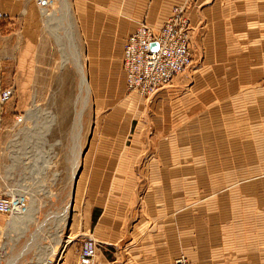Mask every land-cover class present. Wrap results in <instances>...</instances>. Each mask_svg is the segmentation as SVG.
I'll list each match as a JSON object with an SVG mask.
<instances>
[{
  "label": "crops",
  "instance_id": "0c3cea01",
  "mask_svg": "<svg viewBox=\"0 0 264 264\" xmlns=\"http://www.w3.org/2000/svg\"><path fill=\"white\" fill-rule=\"evenodd\" d=\"M178 5L187 7L203 73L179 76L146 99L135 92L125 98L124 76L115 81L111 96L121 102L102 114L85 151L72 227L97 241L96 264H175L181 256L194 264H264V149L250 148L253 138L262 140L264 123H221L264 117V0H75L87 52L99 62L94 82L104 81L99 68L119 67L124 36L141 22L159 30ZM39 9L36 0H0L5 89L15 63L27 64ZM199 120L203 135L193 133L191 152L187 133L199 132ZM4 122H11L5 111ZM223 125L234 136L252 133L246 158L232 145L227 158L216 152ZM204 196L210 198L198 201ZM65 252L60 262L82 258L80 248Z\"/></svg>",
  "mask_w": 264,
  "mask_h": 264
},
{
  "label": "rangeland",
  "instance_id": "374dc122",
  "mask_svg": "<svg viewBox=\"0 0 264 264\" xmlns=\"http://www.w3.org/2000/svg\"><path fill=\"white\" fill-rule=\"evenodd\" d=\"M67 1L73 16L70 20L71 24L69 19L65 18L60 0H50V3L48 1L46 14L36 0L39 10L43 11V14L41 13L42 20L37 34L33 36L34 41H31L33 45L32 50L28 53L26 66L20 67L19 61L15 63L10 88H3L0 68V93L4 90H10L12 93L9 101L0 104V195L3 198L12 196L17 207L21 206V199L26 198L24 203L26 210H23L26 213H21V211L18 213L20 219L16 222L15 230L9 228V221L12 219V215H15V211L11 214L0 212V257L2 264H40L42 256L49 253V248L53 245L55 246V253L51 255L50 264H72L60 262L59 258L65 250V255L77 251L85 239L78 235V230L74 226L72 227L75 218L80 213L84 154L88 144L97 134L96 129L100 125L102 114L112 110L116 104L121 102L112 99L111 96L117 91L115 81L119 85V81H122L124 76L125 98L135 92L141 98L146 99L153 97L159 90L174 84L179 76L196 75L197 71L201 72L204 69L201 61H196V57H194L190 34L189 45L192 63L186 71L175 75L171 82L159 87L153 93H141L137 89L130 88L123 67V53L127 39L137 28L141 24L149 27L145 22H141L136 26L135 31L124 36L123 49L120 51L119 57L117 55L116 58L120 61L119 67H121L119 68L117 63L115 67L99 69L97 67L100 70V77L104 81L94 82L95 77L92 71L96 69L93 68V65H98L99 62L93 61L87 52V45L79 29L75 0ZM185 9L187 15L186 6ZM49 14L52 17L50 19L46 17ZM56 15L61 16L60 27L57 30ZM163 27L159 30L150 28L158 33ZM56 31H58L59 36L56 35ZM73 45H75L76 52L72 49ZM69 54L72 56L69 57ZM77 56L89 83L88 102L85 103L81 99L80 105H78V94L81 77L75 61ZM113 59L115 60V57ZM110 77L111 82H109ZM80 106H84L80 139L81 157L79 160L80 167L78 166L79 170L73 183L74 161L71 147L74 141L72 140V130ZM4 111L11 117V122L8 125L4 122ZM210 118L213 119L212 116ZM230 122L256 125L264 123V117L257 115L226 116L221 119L222 124ZM197 127L199 132L189 131L187 133L191 152H196L192 148L193 136L195 135V138L198 139L202 138V129L204 128L202 121L199 120ZM212 134L214 135V132ZM248 134L252 133L239 131L238 135L234 136V132H230L223 125L221 134L219 133L217 136L220 149L218 145L215 148L216 152L218 151L222 158H227L231 155L232 147L236 146L237 155L246 158L247 150L250 151L249 148L247 149V144L250 142ZM253 140L255 143L253 142L254 145L250 147L253 148V153L255 146L260 150L264 149V133L262 140L260 137L253 138ZM211 149L207 148L206 151ZM202 151V154H205V148ZM44 166L45 168H43ZM246 166L249 165L246 164ZM241 168L244 166L238 165V169ZM221 171H225L223 165ZM263 175L262 173L258 176ZM209 198V196H204L198 201H207ZM70 200H72L71 212L62 232V242L58 244L54 241L55 235L52 231L59 223L57 215L64 211ZM255 218L258 219V217ZM21 219L22 221H20Z\"/></svg>",
  "mask_w": 264,
  "mask_h": 264
},
{
  "label": "built area",
  "instance_id": "2783aa9c",
  "mask_svg": "<svg viewBox=\"0 0 264 264\" xmlns=\"http://www.w3.org/2000/svg\"><path fill=\"white\" fill-rule=\"evenodd\" d=\"M40 5L39 0H37ZM190 21L185 6L174 7L165 26L154 32L145 24L127 39L123 53V67L127 74L128 85L141 93H153L159 87L168 84L175 75L191 65L192 53L189 45ZM158 46L153 49L151 45ZM12 93L4 90L0 93V104L10 100ZM15 199L0 195V212L11 214ZM81 260L78 264H95L98 253L97 241L85 238L80 247ZM175 264H194L185 256L176 259Z\"/></svg>",
  "mask_w": 264,
  "mask_h": 264
},
{
  "label": "bare ground",
  "instance_id": "6f19581e",
  "mask_svg": "<svg viewBox=\"0 0 264 264\" xmlns=\"http://www.w3.org/2000/svg\"><path fill=\"white\" fill-rule=\"evenodd\" d=\"M49 3H50V0H48ZM48 1L47 0H39L40 2V5L41 7H43V11H44V14H46L47 10H46V6L48 4ZM52 3V2H51ZM60 3L62 5L61 8H63V11L65 13V18H67V20L69 19L72 20V15L70 13V10H71V7L68 3L67 0H60ZM58 13V12H57ZM54 14V13H53ZM45 16V15H44ZM53 16V15H52ZM48 19L52 18L51 17V14L47 15L46 16ZM61 16L59 15H56V30L60 27V23L59 21L61 20L60 19ZM48 21V20H47ZM62 23V22H61ZM49 24V22H48ZM70 24H71V21H70ZM74 24V23H73ZM51 25V24H49ZM73 26V25H72ZM51 31H54V30H51ZM58 31H56V35L59 36L57 33ZM70 32V31H68ZM55 34V33H54ZM58 42V41H57ZM73 51L76 52V48H75V45H73L72 47ZM72 53V52H71ZM69 57H71L72 55H68ZM67 56V57H68ZM80 56V55H79ZM68 57V58H69ZM72 59V58H71ZM72 61V60H71ZM75 61H76V64H77V67H79V73H80V77H81V81H80V86H79V94H78V105H80V100L83 99V101H85V103L88 102V96H89V83H88V79L86 78L85 74H84V71H83V67H82V64L80 63V59L79 57L77 56L75 58ZM76 66V65H75ZM87 93V95H86ZM84 103V104H85ZM83 112H84V106H80V109L77 110V117H76V122H75V126H74V129L72 130L73 134H72V140L74 141L73 142V146L71 147L72 149V152H73V176H72V180H73V183L76 179V176H77V171L79 170L78 166H79V160H80V157H81V129H82V115H83ZM80 167V166H79ZM45 168V166L43 167ZM24 198V196H23ZM26 199V198H25ZM25 199H21V206H16L14 205V209L13 211H15V215L13 214L12 215V219L9 221V228H12L15 230V226H16V222H18V219H20L18 216H19V212L21 211V213L23 212V210H26V208L24 207V203H25ZM71 202L72 200H70L69 204L67 205V207L64 209V211L60 214L57 215V217L59 218V223L57 224V226H55L54 230L52 231L53 234L55 235V243H60L62 240H61V235H62V232H63V229L64 227L66 226L67 224V221H68V218H69V215H70V212H71ZM15 204H16V201H15ZM16 206V207H15ZM12 211V212H13ZM23 213H26L23 212ZM55 214V212H54ZM21 215V214H20ZM23 215V214H22ZM21 215V216H22ZM20 216V217H21ZM24 216V215H23ZM37 218V217H36ZM22 221V219L20 220ZM15 224V225H14ZM57 239V241H56ZM56 245V244H55ZM50 252L47 253V254H44L42 256V258L40 259L41 260V263L40 264H50V258H51V255L55 253V246H51L50 248ZM0 264H2V258L0 257Z\"/></svg>",
  "mask_w": 264,
  "mask_h": 264
},
{
  "label": "water",
  "instance_id": "95a60500",
  "mask_svg": "<svg viewBox=\"0 0 264 264\" xmlns=\"http://www.w3.org/2000/svg\"><path fill=\"white\" fill-rule=\"evenodd\" d=\"M157 44L156 43H153L152 45H151V47L153 48V49H156L157 48Z\"/></svg>",
  "mask_w": 264,
  "mask_h": 264
}]
</instances>
